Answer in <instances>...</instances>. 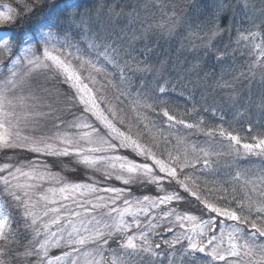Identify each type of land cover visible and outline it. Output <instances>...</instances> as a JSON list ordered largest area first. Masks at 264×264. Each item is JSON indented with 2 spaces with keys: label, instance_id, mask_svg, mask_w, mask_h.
Listing matches in <instances>:
<instances>
[{
  "label": "snow or ice",
  "instance_id": "snow-or-ice-1",
  "mask_svg": "<svg viewBox=\"0 0 264 264\" xmlns=\"http://www.w3.org/2000/svg\"><path fill=\"white\" fill-rule=\"evenodd\" d=\"M0 264H264V0H0Z\"/></svg>",
  "mask_w": 264,
  "mask_h": 264
}]
</instances>
